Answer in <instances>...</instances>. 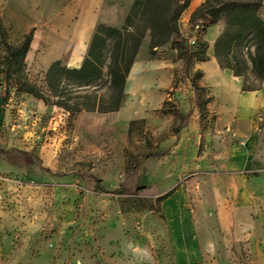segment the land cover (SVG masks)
<instances>
[{
  "label": "rangeland",
  "instance_id": "1",
  "mask_svg": "<svg viewBox=\"0 0 264 264\" xmlns=\"http://www.w3.org/2000/svg\"><path fill=\"white\" fill-rule=\"evenodd\" d=\"M46 12L0 1L6 42L17 46L30 32L29 48L34 51L19 71L6 75L1 72L6 47L0 42V149L29 151L38 159L25 165L0 153V264H181L171 230L179 207L198 229L211 225L217 240L215 252L203 250L189 264H264V223L256 235H246L249 240L242 234L227 246L220 239L211 191L212 182L227 171L233 175L243 170L264 179V110L243 137L228 130L230 119L223 123L226 110L218 118L217 91L197 66L203 36L189 22L183 25L184 11L179 36L154 53L148 31L141 42L130 74L136 95L125 90L124 104L137 112L133 124L115 113H70L18 90L20 83H27L48 92L45 73L54 60L45 66L46 53L63 40L56 24L36 22ZM127 13L121 22L106 25L121 27ZM235 32L228 29V34ZM249 36L222 62L241 69V82L261 90L264 76L257 79L251 71ZM190 38L197 43L191 45ZM180 39L188 45L185 60L171 46ZM60 60L65 64V57ZM196 71L202 76L197 78ZM193 82L204 87L201 98L213 97L202 116L194 106ZM238 84L232 76L219 82L220 100L230 108L239 100ZM98 91H107L105 79L98 82ZM164 101L188 113L186 121L160 112ZM245 144L244 166L229 168L234 149ZM153 150L161 154L136 162L137 155ZM139 186L145 189L132 193ZM259 203L264 212V200Z\"/></svg>",
  "mask_w": 264,
  "mask_h": 264
},
{
  "label": "trees",
  "instance_id": "2",
  "mask_svg": "<svg viewBox=\"0 0 264 264\" xmlns=\"http://www.w3.org/2000/svg\"><path fill=\"white\" fill-rule=\"evenodd\" d=\"M190 1L133 0L121 27L104 23L96 25L80 66L68 67L60 59L49 65L45 73L47 93L27 83H20L18 90L31 94L46 105L58 106L70 113L118 111L124 104L125 82L146 32L150 34V53H154L157 47L167 43L173 35H180L179 18ZM262 4L263 0H204L190 15L189 23L191 27L197 29L200 36H204L209 26L224 21L225 29L214 41L213 52L220 67L230 69L234 76H242V70L231 64H223L222 57H231L235 46L246 34H250L249 51L253 47V52L248 53L251 71L257 79L264 76V20L259 13ZM230 28L236 29V32L228 34ZM5 37V29L0 24V42L6 47L5 67L1 72L10 75L20 70L29 50L31 33L26 34L17 46L7 43ZM198 45L201 47L202 55L197 59L207 60V42L203 38ZM171 46L177 48L180 58L183 60L187 58L188 45L183 39L172 41ZM195 76L197 78L202 76V71H196ZM103 79L106 80L107 91L100 93L98 82ZM257 89L258 87L247 86L244 81L242 82V91ZM203 90L204 87L193 82L194 104L200 116L205 111V104L213 99L212 96L201 98L199 93ZM168 104V101H164L159 111L173 113L185 122L188 114H182L178 108L168 107ZM134 122L132 120L130 124ZM0 153L11 161L25 165L38 162L37 156L29 151L13 148L0 149ZM160 154L155 150L139 154L136 162ZM95 182L99 189L105 191L100 179H96ZM144 189L145 186H139L132 193Z\"/></svg>",
  "mask_w": 264,
  "mask_h": 264
},
{
  "label": "crops",
  "instance_id": "3",
  "mask_svg": "<svg viewBox=\"0 0 264 264\" xmlns=\"http://www.w3.org/2000/svg\"><path fill=\"white\" fill-rule=\"evenodd\" d=\"M6 1L9 2V6L20 9H47V12L43 13L41 19L36 22L56 24L57 33L62 36L58 39L63 40V43H57L52 50L47 51L46 55L48 58L44 61L45 66H48L52 60L65 57V65L78 67L87 51L96 25L98 23L113 24L121 22V18L129 11L133 0ZM202 1L204 0L190 1L189 6L184 10L185 23L183 21V25L189 22L191 13ZM259 13L264 20V0ZM224 29L225 23L223 20L206 29L203 38L207 42L206 55L208 59L197 63V66L203 71L207 85L213 86L217 91L215 95L219 103L218 118L221 115V109L226 110L227 113H225L223 123L230 119L232 127L228 130L230 132L235 131L234 134L238 137H243L246 136L244 133H250L253 130L254 120L258 113L264 110V88L261 90L242 91V82L239 77L234 76L230 69L220 67L213 52V44ZM31 50L29 48L26 57L34 52ZM135 63L127 79L132 74ZM226 76H232L239 80V100L233 108H230L228 102L220 100L219 82ZM127 79L125 90H129L131 96H135L136 85L131 80V75L130 80H128L129 83H127ZM130 107L131 105L125 102L118 111L110 113L126 117L125 120L137 118L135 116L137 112H131ZM240 128L246 132H242L239 130ZM247 147L248 144H245L244 148L239 146L234 149L230 161L233 162V166L229 168L236 170L244 166L241 159L247 156ZM241 171L239 173L234 172L233 175L227 171V174L224 175L225 177L212 182L211 187L213 199L216 201L214 216L220 229V239L226 241L227 246L234 240H240L242 234H245V240H249L246 235H249L250 232L256 235L258 231L262 230L261 225L264 223V212L259 211V200H264V179L258 176H248L245 171ZM225 195H229V198L225 197ZM172 223L171 230L176 241L178 259L181 264L193 263L203 250L213 253L218 248L217 244H215L217 240H215L216 236L212 226L207 225L205 228L198 229L192 223L190 215L182 212L181 207L178 208V213L173 218ZM203 232L204 234H202ZM192 239L193 241H191ZM230 240L231 242L228 243ZM260 259H264V256H260Z\"/></svg>",
  "mask_w": 264,
  "mask_h": 264
},
{
  "label": "built area",
  "instance_id": "4",
  "mask_svg": "<svg viewBox=\"0 0 264 264\" xmlns=\"http://www.w3.org/2000/svg\"><path fill=\"white\" fill-rule=\"evenodd\" d=\"M195 39L194 38H190V41H189V43L192 45V44H195Z\"/></svg>",
  "mask_w": 264,
  "mask_h": 264
}]
</instances>
